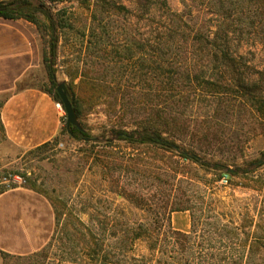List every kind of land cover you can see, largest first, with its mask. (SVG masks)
<instances>
[{
  "label": "trees",
  "instance_id": "1",
  "mask_svg": "<svg viewBox=\"0 0 264 264\" xmlns=\"http://www.w3.org/2000/svg\"><path fill=\"white\" fill-rule=\"evenodd\" d=\"M135 1L138 9L148 4ZM159 4L165 8L166 25L153 38L135 39L127 33L118 39L108 22L89 25L92 40L82 64L72 68V78L80 76L69 97L77 118L95 104L104 105L106 115L119 122L114 138L97 140L83 124L81 130L65 124L52 140L32 149L54 147L64 134L82 143L85 162L92 158L101 172L96 185L102 193L92 202L91 194H83L86 187L80 179L73 182L74 196L56 195L54 188L49 193L30 181L28 187L52 206L54 230L41 250L27 256L4 255V260L264 264V214L258 211L254 222L246 213L248 219L242 217L238 223L235 210H228L214 191L223 173L229 179L239 175L236 159L242 151L241 140L230 135L218 115L230 114L232 119L242 113L264 121V68L256 70L255 80L246 79L240 71L245 62L230 50L232 35L254 40L264 49V0H205V11L211 14L205 20L189 19L190 10H171L165 0ZM35 11L43 10L28 0L0 2V17L23 18L45 29L31 14ZM57 23L73 30L65 18ZM50 24L52 59L46 63V52L43 57L50 88L43 89L62 105L52 67L58 35L54 21ZM79 42L83 45L82 39ZM236 122L241 124L239 117ZM230 166L234 169L228 172ZM182 211L189 214L187 232L172 224V213Z\"/></svg>",
  "mask_w": 264,
  "mask_h": 264
},
{
  "label": "rangeland",
  "instance_id": "2",
  "mask_svg": "<svg viewBox=\"0 0 264 264\" xmlns=\"http://www.w3.org/2000/svg\"><path fill=\"white\" fill-rule=\"evenodd\" d=\"M8 0H0L5 2ZM32 5L41 8L43 11H35L31 14L37 17L45 29H37L40 44L46 52L47 60H51L49 55V40L52 36L50 20L56 25L55 34L58 35V46L53 58L54 76L56 84L64 82L69 93L71 87L78 84L80 76H73V66L81 65L86 55V46L89 45V25L98 23H109V31L118 39H122L125 34L130 33L135 39L142 35L153 38L159 29L166 25V13L164 7L160 6L159 0H148V4L141 9L137 8L135 0H28ZM167 6L174 11L181 12L190 10L187 18L198 17L205 20L204 16L211 14L205 11V0H165ZM151 2V3H149ZM184 4H187V8ZM127 8L128 12L123 9ZM50 16V19L48 18ZM95 15V17H94ZM213 17V16H212ZM59 18H65L71 22L73 30L62 29L58 25ZM214 18V17H213ZM192 19V18H191ZM85 29L77 30L78 27ZM36 27V26H35ZM54 34V33H53ZM83 40V45L79 40ZM92 40V38H91ZM230 50L234 56L240 58L245 65H240V71L248 80H255L258 77L256 70L264 68V49L254 40H242L236 35H232L230 40ZM44 81L40 78V85L43 88H50L49 78L44 62ZM75 88V87H74ZM264 96V89L261 90ZM53 99V98H52ZM104 105L98 104L90 107L88 112L78 119L80 125L85 126V130L97 140L113 139V130L119 128V122L110 118L104 111ZM238 112V111H237ZM231 119L230 114L218 115V120L227 125L229 133L233 138H239L242 142V151L236 159L239 166V175L231 176L227 185L216 184L214 191L218 193L228 210H235V219L241 223L244 214L258 221L257 212L264 214V121L256 120L246 114L237 113ZM236 117H239L241 124H237ZM224 120V121H223ZM66 124V114L61 112V129ZM132 127H128L130 130ZM60 133V132H59ZM0 130V141L1 138ZM86 147L78 141L70 138L67 134L61 135L58 144L54 147L36 150H16L14 148L0 149V187H7L3 183L4 178L10 176H20L25 180L23 185L35 182L38 186L49 193L55 189L56 195L66 196L72 192L73 196L77 192V187L73 182L80 179L86 187L84 195L91 194L92 202L99 197L101 190L96 181L99 182L100 170L93 163L92 158L85 162ZM208 160L212 159L207 157ZM218 160L213 157L211 162ZM228 169H234L230 166ZM246 170V172H245ZM226 171V170H220ZM207 178H212L211 174ZM15 185V184H11ZM109 195H113L109 193ZM119 204V201L116 204ZM96 206L95 203H92ZM241 212L238 216L237 213ZM188 213H175L180 221ZM248 219V218H244ZM22 260L9 257L5 264H24ZM77 264V263H74Z\"/></svg>",
  "mask_w": 264,
  "mask_h": 264
},
{
  "label": "crops",
  "instance_id": "3",
  "mask_svg": "<svg viewBox=\"0 0 264 264\" xmlns=\"http://www.w3.org/2000/svg\"><path fill=\"white\" fill-rule=\"evenodd\" d=\"M44 49L30 21L0 17V149L31 150L52 140L61 129V111L40 85ZM172 213L177 230L190 228ZM181 213H188L182 211ZM48 199L27 185L0 189V264L4 255L27 256L41 250L54 230Z\"/></svg>",
  "mask_w": 264,
  "mask_h": 264
},
{
  "label": "water",
  "instance_id": "4",
  "mask_svg": "<svg viewBox=\"0 0 264 264\" xmlns=\"http://www.w3.org/2000/svg\"><path fill=\"white\" fill-rule=\"evenodd\" d=\"M55 90H56V92H57V94H58V96L62 102L63 109H64L65 114H66V126H67V128L70 126H74V127L78 128L79 130H81L82 127L78 121V118L76 116L74 108L70 102L68 89H67L65 83L64 82H58L56 84ZM183 154L191 156V154H188L187 151H183ZM227 171L230 172V171H232V169H227Z\"/></svg>",
  "mask_w": 264,
  "mask_h": 264
},
{
  "label": "built area",
  "instance_id": "5",
  "mask_svg": "<svg viewBox=\"0 0 264 264\" xmlns=\"http://www.w3.org/2000/svg\"><path fill=\"white\" fill-rule=\"evenodd\" d=\"M55 106L57 109H59L61 112L63 111V107L59 102L55 103ZM230 179L228 174L223 173L219 180L217 181V184L219 185H227L229 183ZM3 183H5L7 185V187H12V186H16V185H23V183H25V180L23 178H21L20 176H10L9 178H4ZM11 184H15L12 185Z\"/></svg>",
  "mask_w": 264,
  "mask_h": 264
}]
</instances>
